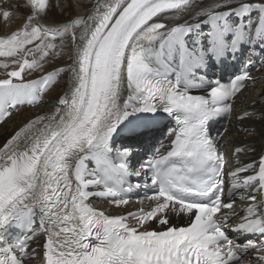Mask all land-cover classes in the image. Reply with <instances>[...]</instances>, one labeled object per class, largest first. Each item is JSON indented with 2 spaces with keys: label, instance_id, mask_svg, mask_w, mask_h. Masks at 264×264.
<instances>
[{
  "label": "snow or ice",
  "instance_id": "6c2138e0",
  "mask_svg": "<svg viewBox=\"0 0 264 264\" xmlns=\"http://www.w3.org/2000/svg\"><path fill=\"white\" fill-rule=\"evenodd\" d=\"M0 21V124L63 82L0 143V264H264L253 61L209 76L264 53V0H0Z\"/></svg>",
  "mask_w": 264,
  "mask_h": 264
},
{
  "label": "bare ground",
  "instance_id": "6f19581e",
  "mask_svg": "<svg viewBox=\"0 0 264 264\" xmlns=\"http://www.w3.org/2000/svg\"><path fill=\"white\" fill-rule=\"evenodd\" d=\"M75 3V0H73ZM65 5H67V0H64ZM90 3V0H80V5H86ZM75 11L80 12L83 14L84 8L81 6H77ZM59 18V17H57ZM11 27H16V23H13ZM7 31V27L3 26L2 21H0V32ZM50 70V69H49ZM39 74H35L31 78H35ZM253 77L257 78V83L254 85L253 88H245L241 95L237 98V106L238 107H245L251 106L252 102L255 101L256 109L264 107V100H261V96L264 95V69L258 73H255ZM63 88V82L58 85L53 90H50L44 97L43 101L37 108L35 109H24L19 113L9 117L1 126H0V143H3L5 138L10 136L14 133V131L23 125L28 119L35 117L36 115L46 113L50 111L55 103H56V96L58 94H62L61 90ZM234 123V121H233ZM233 136L237 135L236 128H232ZM258 146V145H257ZM230 147V146H229ZM238 209L241 207L240 203L236 206ZM37 245H33L36 247Z\"/></svg>",
  "mask_w": 264,
  "mask_h": 264
},
{
  "label": "rangeland",
  "instance_id": "374dc122",
  "mask_svg": "<svg viewBox=\"0 0 264 264\" xmlns=\"http://www.w3.org/2000/svg\"><path fill=\"white\" fill-rule=\"evenodd\" d=\"M253 88V87H252ZM254 89V88H253Z\"/></svg>",
  "mask_w": 264,
  "mask_h": 264
}]
</instances>
